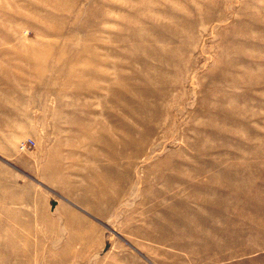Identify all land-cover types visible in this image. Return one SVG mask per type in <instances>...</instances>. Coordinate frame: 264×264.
<instances>
[{
  "label": "rangeland",
  "instance_id": "obj_1",
  "mask_svg": "<svg viewBox=\"0 0 264 264\" xmlns=\"http://www.w3.org/2000/svg\"><path fill=\"white\" fill-rule=\"evenodd\" d=\"M0 264H264V0H0Z\"/></svg>",
  "mask_w": 264,
  "mask_h": 264
}]
</instances>
